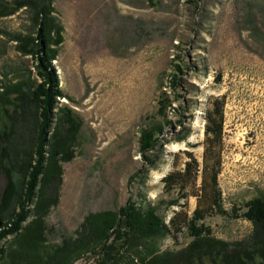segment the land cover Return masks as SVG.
Instances as JSON below:
<instances>
[{"label":"rangeland","instance_id":"obj_1","mask_svg":"<svg viewBox=\"0 0 264 264\" xmlns=\"http://www.w3.org/2000/svg\"><path fill=\"white\" fill-rule=\"evenodd\" d=\"M32 2L35 7L0 18V93L40 82L36 54L23 53L40 43L34 19L42 4ZM53 8L63 41L53 42L51 26L44 34L58 54L53 65L66 95L60 101L82 126L75 157L63 165L60 202L46 217L48 250L74 236L88 214L117 212L129 199L159 206L166 222L179 211L192 218L199 206L193 191L187 198L167 193L162 179L184 169L187 151L203 162L211 98L224 102L222 208L231 212L264 199V0H53ZM162 99L168 101L165 111ZM8 119L2 110L0 145ZM155 123L163 124L161 138L168 143L163 152L150 153L153 168L144 163L140 137ZM14 179L20 187V173ZM7 183L3 173L0 203ZM176 199L179 205H169ZM204 219L215 238L229 243L253 234L246 218L213 212ZM192 240L184 224L160 249L178 252Z\"/></svg>","mask_w":264,"mask_h":264},{"label":"trees","instance_id":"obj_2","mask_svg":"<svg viewBox=\"0 0 264 264\" xmlns=\"http://www.w3.org/2000/svg\"><path fill=\"white\" fill-rule=\"evenodd\" d=\"M25 1L23 4L18 0H0V18L35 4L32 0ZM40 2V15L36 12L34 19L39 24L37 39L40 43L30 51H23L26 55L36 54L40 82L29 80L11 85L0 93V115L4 110L9 117L2 130L6 140L0 145V175L5 173L8 178L0 203V263L75 264L82 259H93L94 264H264V199H253L243 208L234 206L231 212L221 205L218 177L222 168L224 102L212 98L205 111L203 162L199 163L193 153L187 151L190 160L184 169H175L162 179L167 193L176 190L187 198L188 190L193 191L199 206L192 218L179 211L166 222L159 206L142 205L129 199L117 212L88 214L74 236L48 250L46 217L60 202L63 165L75 157L74 146L82 125L60 101L66 95L53 65L58 54L52 50V43L44 33L49 26L55 28L57 39L53 42L57 45L63 41V30L50 16L55 12L53 0ZM167 102L166 99L160 101L164 111ZM164 130L163 124L155 123L141 134L140 152L148 167L156 168L150 153L157 149L163 152L168 143L161 138ZM187 137L185 134L184 139ZM16 173L22 176L20 187L14 179ZM199 180L201 185L197 188ZM171 204L180 202L176 199ZM10 208V213L6 214L5 210ZM213 212L252 222L251 238L242 243L215 238L212 229L201 223ZM184 224L192 242L178 252H162L163 239L180 232ZM8 238L12 241L4 243Z\"/></svg>","mask_w":264,"mask_h":264}]
</instances>
